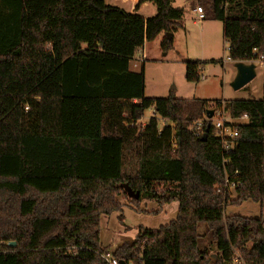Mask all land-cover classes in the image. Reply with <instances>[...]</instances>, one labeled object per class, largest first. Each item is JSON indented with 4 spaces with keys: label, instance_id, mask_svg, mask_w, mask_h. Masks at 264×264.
Instances as JSON below:
<instances>
[{
    "label": "trees",
    "instance_id": "16d2710c",
    "mask_svg": "<svg viewBox=\"0 0 264 264\" xmlns=\"http://www.w3.org/2000/svg\"><path fill=\"white\" fill-rule=\"evenodd\" d=\"M144 2L154 16L106 0H0V264H107L101 218L122 211L120 197L139 212L145 199L178 211L111 251L119 264H234L236 251L264 264V218L225 215L264 201V98L224 102L248 116L225 154L212 125L192 127L222 100L146 96L131 61L161 32L169 50L184 10L135 9ZM198 2L223 22L232 61L264 63V0ZM203 65L186 61V79L199 81ZM149 108L163 126L140 122Z\"/></svg>",
    "mask_w": 264,
    "mask_h": 264
},
{
    "label": "rangeland",
    "instance_id": "374dc122",
    "mask_svg": "<svg viewBox=\"0 0 264 264\" xmlns=\"http://www.w3.org/2000/svg\"><path fill=\"white\" fill-rule=\"evenodd\" d=\"M198 1L174 0L175 6L183 8L184 16L183 26L173 32V46L169 50L162 47L166 34L161 32L155 39L147 42L143 51L138 52L131 61L132 70L144 69L146 96L165 97L173 93L178 98L222 100L226 103L232 99H263L264 67L260 63L257 64L256 77L250 83L240 89L233 88L237 68L228 57V42L224 37L223 22L211 16L199 19L194 11V7L200 5ZM106 3L143 17L154 16L157 12V6L153 2H144L138 11L135 9L136 0H106ZM188 60L204 62L199 81L189 82L186 79ZM134 63H138V66H134ZM152 117L158 119L160 126L164 125V120L155 114L153 108L145 111L140 122L145 124ZM162 189L164 187H158L159 192ZM228 192L232 199L236 197L233 186L229 187ZM120 200L124 204L122 211H115L101 218V243L109 251L125 242L134 241L140 226L158 228L169 224L177 217L176 201L160 203L158 200L145 199L140 206L142 210L149 212L146 213L136 211L128 199L120 197ZM232 214L264 218V201L260 203L246 200L239 205L229 204L225 209V215ZM204 227L205 225L200 227L202 232ZM209 241V236L205 235L202 244L205 245Z\"/></svg>",
    "mask_w": 264,
    "mask_h": 264
},
{
    "label": "built area",
    "instance_id": "2783aa9c",
    "mask_svg": "<svg viewBox=\"0 0 264 264\" xmlns=\"http://www.w3.org/2000/svg\"><path fill=\"white\" fill-rule=\"evenodd\" d=\"M195 11L197 12L199 19H204L205 11L201 5H196ZM261 60L262 59L257 60L256 64L260 63V65L263 67L264 63ZM134 66H137V64L134 63ZM213 110L214 113L211 118H209L206 113L204 118L198 120L195 125L193 124L194 126L192 127L193 130L199 134L200 132H203L202 129L205 126L209 128L210 125H212V128L215 130V133L221 142L222 150L226 154L234 150L237 145L236 137L238 136V132L236 131L235 126L246 122L248 116L245 114L243 117L233 118L230 115V112L225 108L224 101L221 102L219 107L213 108ZM224 162H226V159ZM237 172L235 175H237ZM229 184L230 182L228 179H226L225 187L234 186V183L232 185ZM102 258L107 262V264H119V261L113 256L111 251H105L102 254ZM234 264H246L241 254L237 251L235 252L234 256Z\"/></svg>",
    "mask_w": 264,
    "mask_h": 264
},
{
    "label": "water",
    "instance_id": "95a60500",
    "mask_svg": "<svg viewBox=\"0 0 264 264\" xmlns=\"http://www.w3.org/2000/svg\"><path fill=\"white\" fill-rule=\"evenodd\" d=\"M237 74L232 83L234 89H240L250 83L256 77V63H247L244 61H240L236 63ZM214 110L210 109L207 112V116L211 118L213 116ZM126 191L130 198L138 199L140 194L139 192H135L130 187H126ZM10 246H16V242L12 241L9 243ZM124 264V263H122Z\"/></svg>",
    "mask_w": 264,
    "mask_h": 264
},
{
    "label": "crops",
    "instance_id": "0c3cea01",
    "mask_svg": "<svg viewBox=\"0 0 264 264\" xmlns=\"http://www.w3.org/2000/svg\"><path fill=\"white\" fill-rule=\"evenodd\" d=\"M194 11H195V7H194ZM196 12V11H195ZM197 13V12H196ZM146 45V44H145ZM141 52L143 51V48L140 50ZM139 51V52H140ZM234 62V61H233ZM235 63V62H234ZM137 64V66H138V63H136ZM236 64V63H235ZM256 69H257V64H256ZM237 74V73H236Z\"/></svg>",
    "mask_w": 264,
    "mask_h": 264
}]
</instances>
